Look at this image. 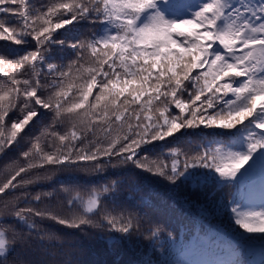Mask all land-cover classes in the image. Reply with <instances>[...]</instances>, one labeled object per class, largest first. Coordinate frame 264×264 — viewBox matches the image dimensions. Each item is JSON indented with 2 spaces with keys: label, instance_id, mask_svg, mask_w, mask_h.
<instances>
[{
  "label": "snow or ice",
  "instance_id": "1",
  "mask_svg": "<svg viewBox=\"0 0 264 264\" xmlns=\"http://www.w3.org/2000/svg\"><path fill=\"white\" fill-rule=\"evenodd\" d=\"M46 113L51 121L25 141ZM190 130L201 139L189 149L147 152ZM15 148L0 178V264H81L47 251L60 238L37 219L103 229L110 242L139 232V217L102 203L117 197V180L85 194L62 188L71 215L34 207L49 194L29 191L50 178L39 170L128 164L170 189L199 190L201 214L231 227L237 248L258 242L264 264V0H0V156ZM257 170L259 204L232 190ZM207 185L229 187L231 199ZM147 231L159 243L163 230Z\"/></svg>",
  "mask_w": 264,
  "mask_h": 264
},
{
  "label": "trees",
  "instance_id": "2",
  "mask_svg": "<svg viewBox=\"0 0 264 264\" xmlns=\"http://www.w3.org/2000/svg\"><path fill=\"white\" fill-rule=\"evenodd\" d=\"M80 31L87 32L88 28L84 27ZM51 118V114L42 115L40 121L43 123L38 121L33 125L28 136L25 137V141L32 136L39 135L44 124L49 123ZM191 132L192 130H190L189 135L181 137L179 145L171 143L165 146L164 142H155L146 146L147 152L150 155H155L163 151L165 147L173 146L187 150L201 139L198 135H192ZM189 140L192 141V144L188 143ZM21 150L15 148L9 151L7 155L0 156V178L6 174V169L13 164ZM35 174L50 178L42 179L29 188L32 195L38 192L49 194L42 196L41 202L38 205H33L34 207L54 210L63 215H71L78 209H69L66 206L69 197L62 192V188L73 189V195L75 191L85 194L92 187H100L112 180H117L119 182L117 197L114 200L108 199L102 202L106 210L112 211L114 209L116 213L121 211L126 214L133 213L143 221L139 232L134 231L130 237L123 238L118 234H113L116 235V239L110 242L109 233L103 229L91 227L74 229L52 220L37 219L38 228L60 238L55 242H48L46 244L47 251L59 256L62 250L64 259H78L81 264H163L164 261H171L169 260V252L173 245L168 233L176 234L180 227H193L195 222L202 219L213 220L221 225L224 230L233 231L226 224H221L220 218L201 214L197 203L204 202V194L200 193L199 190H196L197 195H193L191 185H181L177 189H170L166 182H161L159 178L136 169L131 164L119 165L116 168L110 167L99 173L80 169H45L39 170ZM133 185H138L137 191H133ZM229 190V187L220 189L213 185H207L204 188V193L215 192L217 199L230 200V196L227 195ZM16 195L19 193L9 194L3 199L10 200ZM0 208H2V204H0ZM94 219H98V217H94ZM150 227H159L163 230L159 236V243L155 241L149 243L147 230ZM213 236H220V244L226 252L227 261L238 257L246 264L241 248L234 245L233 236L229 234L225 236L218 231L213 233L201 232L199 250L206 251L209 256L216 258L215 254H211L208 250V244L212 241ZM162 242L164 244H161ZM174 243L177 249L180 243L178 240Z\"/></svg>",
  "mask_w": 264,
  "mask_h": 264
},
{
  "label": "rangeland",
  "instance_id": "3",
  "mask_svg": "<svg viewBox=\"0 0 264 264\" xmlns=\"http://www.w3.org/2000/svg\"><path fill=\"white\" fill-rule=\"evenodd\" d=\"M258 200H259V199H258ZM258 200L256 201L257 203H259ZM259 201H260V200H259Z\"/></svg>",
  "mask_w": 264,
  "mask_h": 264
}]
</instances>
